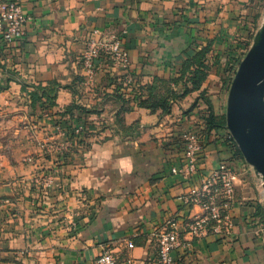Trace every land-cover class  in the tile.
Instances as JSON below:
<instances>
[{
	"label": "crops",
	"instance_id": "obj_1",
	"mask_svg": "<svg viewBox=\"0 0 264 264\" xmlns=\"http://www.w3.org/2000/svg\"><path fill=\"white\" fill-rule=\"evenodd\" d=\"M22 7L31 17L25 36L0 38V264H95L107 250L117 264H159L157 234L171 219L184 245L173 264H264V180L235 157L225 130L207 132L201 92L173 100L167 115L138 104L139 90L148 98L157 80L177 77L210 47L203 89L215 115L226 117L227 56L245 51L251 0H22ZM109 34L128 50L134 86L125 88L123 70L104 60L86 82L82 54ZM38 88L54 105L47 97L32 105ZM169 89L179 94L183 85ZM191 132L202 142L196 170L174 173L189 165ZM224 161L240 173L233 235L195 239L186 223L202 211L182 197Z\"/></svg>",
	"mask_w": 264,
	"mask_h": 264
},
{
	"label": "built area",
	"instance_id": "obj_2",
	"mask_svg": "<svg viewBox=\"0 0 264 264\" xmlns=\"http://www.w3.org/2000/svg\"><path fill=\"white\" fill-rule=\"evenodd\" d=\"M31 19L22 7V0H0V38L7 44L22 39L25 25ZM114 69L128 70L129 54L121 39L116 34L92 38L82 54L81 63L86 82L92 83L100 71L101 61ZM131 73L125 75L122 83L125 88L134 86ZM83 129L75 128V134L81 135ZM186 157L189 165L185 170L174 168V173H192L196 170L198 154L202 150V142L198 132L187 134ZM239 171L222 162L212 170L199 187L193 188L182 197L187 207H199L201 213L188 220L186 227L193 238L213 235L219 239H227L233 235L234 221L232 206L236 197V181ZM158 263L173 264V253L183 248L182 233L179 223L171 219L165 228L157 234ZM130 247L133 244L130 243ZM95 264H117L114 254L107 250L97 258Z\"/></svg>",
	"mask_w": 264,
	"mask_h": 264
},
{
	"label": "water",
	"instance_id": "obj_3",
	"mask_svg": "<svg viewBox=\"0 0 264 264\" xmlns=\"http://www.w3.org/2000/svg\"><path fill=\"white\" fill-rule=\"evenodd\" d=\"M226 128L264 180V23L229 90Z\"/></svg>",
	"mask_w": 264,
	"mask_h": 264
},
{
	"label": "trees",
	"instance_id": "obj_4",
	"mask_svg": "<svg viewBox=\"0 0 264 264\" xmlns=\"http://www.w3.org/2000/svg\"><path fill=\"white\" fill-rule=\"evenodd\" d=\"M251 21L254 20L253 17L250 18ZM212 54V50L210 47H205L200 50L194 57L187 60L182 68L178 71V76L172 78L171 80H163L159 79L156 82V86L149 88L151 94L148 98H145L142 91L139 90L138 92V104L141 107H145L150 109L152 112H156L158 109L162 110L163 115H167L171 111L172 101L179 100L186 97L189 93L194 91H200V99H203L204 102L209 107V115L206 118V130L207 132H212L213 130H225L227 132V140L230 144V148L233 151L235 157L244 160V157L238 148L236 142L234 141L233 137L228 133L226 129V117H218L215 115L213 110V105L209 100L208 96L206 95L207 92L203 89V85L208 79L212 65L208 62V55ZM236 55H229L227 56V62L225 66V72L232 68L233 64L236 62ZM181 83L183 85V91L179 94H175L174 92L170 91L169 86L170 83ZM157 83L159 84L161 91H157ZM32 105H37L43 100V97H47L46 102L49 106L54 105L53 99L54 97L50 94H46L44 89L38 88L35 92L31 95ZM46 103L44 102L42 107H46ZM83 111L87 112L83 109ZM87 146V145H85ZM224 163L228 164L229 162L224 161Z\"/></svg>",
	"mask_w": 264,
	"mask_h": 264
},
{
	"label": "rangeland",
	"instance_id": "obj_5",
	"mask_svg": "<svg viewBox=\"0 0 264 264\" xmlns=\"http://www.w3.org/2000/svg\"><path fill=\"white\" fill-rule=\"evenodd\" d=\"M250 12H251V14L248 15L247 18L253 17L254 20L253 21H251L250 19L245 20L246 22L248 21L250 23V24H248V27L245 26L247 29V34H248V39H249L248 44L245 46V51L243 52V54L236 58V62L233 64L232 68H230L228 71L225 72V74L227 76V77H225L226 80H225V78L223 79L227 82V85L229 84L228 85L229 90H230V87L232 85V82L235 79L236 73L238 71V68H239L241 62L244 60V58L248 54L249 50L251 49V47L255 41V38H256L259 30L261 29L262 24L264 23V0H251ZM213 53H214V51L212 52V54ZM123 72L125 75H128V73H130L129 69L123 70ZM125 75H123L124 76L123 79L125 78ZM214 82H213L212 86L216 87L218 84H216ZM217 83H218V81H217ZM228 95H229V91H228ZM211 103H212V101H211ZM226 125H227V123H226ZM77 127H79V126H77ZM74 133H75V130H74ZM228 133L231 135V133L229 131H228Z\"/></svg>",
	"mask_w": 264,
	"mask_h": 264
}]
</instances>
